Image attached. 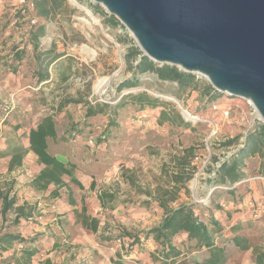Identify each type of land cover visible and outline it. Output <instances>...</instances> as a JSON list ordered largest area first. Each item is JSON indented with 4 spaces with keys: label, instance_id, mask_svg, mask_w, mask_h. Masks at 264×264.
I'll list each match as a JSON object with an SVG mask.
<instances>
[{
    "label": "rangeland",
    "instance_id": "374dc122",
    "mask_svg": "<svg viewBox=\"0 0 264 264\" xmlns=\"http://www.w3.org/2000/svg\"><path fill=\"white\" fill-rule=\"evenodd\" d=\"M32 1L28 0L26 6L21 3L13 7L19 8L20 12L16 11L20 13L21 22L12 26V39L3 40L6 27L0 29V152L6 150L9 140L28 145L30 129L44 117L53 116L58 136L50 140V152L75 162L79 166V175L75 176L81 183L79 186L69 177H64L72 190L71 195L67 187H61L58 195H54L57 189L54 185L45 191H37L31 183L43 165L36 158L27 156L25 163L13 172L8 168L10 158L0 160V192L5 194L8 191L9 198L15 196L19 205L24 204L26 212L31 215L24 222L34 224L36 229L43 228V231H38L43 235L41 240L44 239L39 243L42 252L36 257L38 263L124 264L119 261L122 259L130 264H157L155 258L160 247L155 241L156 248L149 255V246L144 248L143 254L134 251L142 248L141 244L146 246V240H141L138 247L132 249L131 238L116 239L111 243L106 241V236L115 237L125 232L141 234L158 226L165 212L149 194L157 196L158 193L164 195L166 191L178 190L176 201L169 199L172 194L165 196L168 207L194 203L199 205L196 212L203 218L210 214L207 208L213 213L221 212L223 230L217 235V243L221 246L228 243L227 264H257V256L264 257L263 193L257 191L256 197L249 198L254 211L252 218H248L247 210L242 215L234 213V206L225 215L223 211L229 202L222 203V200L229 199L225 193L235 186L209 185L221 163L242 149L246 136L262 123L255 108L248 101L225 94H220L219 100L212 103L201 91L181 94L175 84L161 82L156 74L150 72L140 77L139 86L120 90L122 83L133 76L127 53L131 47L139 46L132 34L125 27L108 26L110 14L91 0L76 1L92 12L99 24L87 26L82 19L91 20V17L69 0L71 8L67 14L33 22L32 14L36 13L32 11ZM91 3L100 6L108 16L96 13ZM24 9H27L26 15L22 13ZM41 26H45L46 31L35 49L32 34ZM84 45L95 51L96 56L83 53ZM19 55L24 59L19 60ZM37 56L45 62L42 67ZM140 58L132 59L134 65ZM197 77L208 82L206 78ZM103 78H109L108 85L102 92H96V84ZM138 92H147L172 102L191 128L159 125L155 119L156 111L152 108L149 114L144 115L131 106L119 114L118 128L107 125L102 117H98L100 128H89V121H83L89 104L115 106L123 96ZM227 110L230 112L228 116L224 114ZM185 111L193 117H187ZM84 128L83 133L77 132ZM99 137H107L102 147L95 143ZM233 139L238 141L224 146L225 142ZM187 149H192L189 158L195 170L190 180L176 183L174 174L180 173L182 178L184 174L177 170L175 158L184 156ZM100 151L102 155L98 154ZM97 154L102 162L94 175L89 176L92 172L88 165L93 163L88 164L86 160ZM261 163L259 155L246 161L244 172L247 177L238 184L241 192L251 195L250 183L264 182L260 179ZM237 192L240 193L238 189ZM102 193L112 195L115 200H107L104 206L99 201ZM72 199L75 204H72ZM212 201L222 209L216 210ZM112 206L115 209H111ZM84 207L87 214L102 223L100 233L95 236L90 230V235L86 236L89 232L78 221L76 210L82 213ZM2 208L0 197V230H17L13 228L15 211H9L4 219ZM242 210L241 207L239 211ZM239 225L249 226L234 231V227ZM233 236L247 238L255 250L236 248L229 243ZM35 237L40 238L39 235ZM182 240V237L174 240L184 253L178 264H196L206 257L203 252H190ZM51 249L54 251L52 254ZM0 264H4L2 259Z\"/></svg>",
    "mask_w": 264,
    "mask_h": 264
},
{
    "label": "trees",
    "instance_id": "16d2710c",
    "mask_svg": "<svg viewBox=\"0 0 264 264\" xmlns=\"http://www.w3.org/2000/svg\"><path fill=\"white\" fill-rule=\"evenodd\" d=\"M33 5L36 15L40 18L51 19L56 17L57 14H67L71 8L68 0H33ZM91 7L96 13L108 14L102 10L100 6H95L91 3ZM107 25L110 27H124L123 24L117 20L114 16L107 17ZM46 31L45 26L39 27L38 31L32 34L31 41L35 49L38 48L40 36L44 35ZM137 59V64L134 65L132 59ZM39 65L42 67L45 65L44 61H41L39 56ZM19 60L24 59V56H17ZM127 58L130 66L133 70V76L131 79L124 81L120 90L131 89L139 86L140 77L147 72L157 75L161 82H168L175 84L178 92L181 94L187 91H201L204 96L209 97V101L217 102L220 98V94L213 88L208 82H204L195 74L186 73L181 71L177 67L169 65L158 66L156 63L150 61L139 47H131L127 53ZM56 58H53L55 61ZM50 65V64H49ZM39 73V72H38ZM41 77L42 74L39 73ZM44 81V77L42 78ZM133 106L139 110H145L147 108L157 109L161 108L160 114L157 118L159 125L170 124L174 126H181L191 128L190 124L183 118L179 110L172 102L162 100L157 97L149 95L147 92L131 93L123 96L115 106H108L107 104L97 105L89 104L86 111L87 118H96L95 123H88L89 128L98 126L100 120L98 117H102V121L110 125L111 127L118 128V117L122 110L128 106ZM106 119V120H105ZM85 125L86 122H83ZM75 129V128H74ZM86 130L77 131L79 134ZM58 136L57 125L53 116L44 117L35 128H31L27 134L29 147H25L21 142L9 140L6 145L7 148L4 152H0V158L11 156L9 164V171L12 172L16 168L22 165L24 157L29 151H32L37 157L41 165L44 166L40 174L32 181V186L36 190H47L50 185H55L57 188L54 195H58V190L61 187H67L70 195L72 194L71 188L64 181V177H69L71 181L79 186L81 183L75 176L76 165L72 163H64L60 161L56 156L50 152L49 141L56 139ZM92 140V139H91ZM107 141V137H99L96 139V146H99ZM238 140H228L224 143V146H231ZM192 149H187L184 156H176L178 171L182 170L184 177L179 176L180 173L174 174V180L176 183H185L192 178L193 170L191 167V160L189 153ZM259 155L262 159L260 174L264 176V124L260 123L253 131L246 136V142L242 149L235 153L231 158L222 162L216 176L209 180L210 186L230 185L235 186L233 189L226 191V195L229 197L230 202L235 211H239L241 205L244 203V199L247 196L246 192H237L236 184L246 179L247 174L244 172L245 163L250 158ZM94 185V183L92 184ZM188 191V189H187ZM177 192L166 191L164 195L158 193L157 196L150 195L152 201H156L158 205L164 209L165 215L162 222L147 231L141 232V234H130L128 232L121 233L115 237L107 236V240H116L122 238H131V247L138 246L141 240H154L160 247L158 250V256L155 258L157 264H178V259L184 255L183 251L174 244V240L177 237H182L183 245L188 247L190 252H203L206 257L202 261L196 262V264H227L228 262V243L223 246L217 243V235L222 232L223 226L219 217L215 216L213 210L209 211V215L203 218L202 215L196 212V205L194 203H183L176 208L168 207V200L165 196H170L171 201H176ZM0 197L3 202L2 216L6 219L9 211H15L16 216L13 224L19 225L22 220H27L31 215L26 212L24 206H17V198L13 196L9 198V192L5 194L0 192ZM100 202L103 204L107 200L112 202L114 197L108 193H102L100 196ZM75 200L72 199V204H75ZM211 204L216 205L215 209L221 210L219 204H215L214 201ZM104 206L107 204H103ZM112 208V207H111ZM78 221L83 227L90 229L94 233L99 231L100 221L87 214V209L84 207L82 213L76 210ZM203 215H206L205 213ZM246 225H239L234 227V231L242 230ZM249 226V225H248ZM246 226V227H248ZM36 243L35 238L25 239L18 234L12 232L3 233L0 230V253L9 251L15 248V245H20L19 249H14V253L11 257L4 259V264H32V260L38 253V249L34 246ZM229 243L236 248L249 251L255 248L250 244L249 240L240 236H233ZM257 252V251H256ZM264 257L257 256V264H264ZM180 264V263H179Z\"/></svg>",
    "mask_w": 264,
    "mask_h": 264
},
{
    "label": "water",
    "instance_id": "95a60500",
    "mask_svg": "<svg viewBox=\"0 0 264 264\" xmlns=\"http://www.w3.org/2000/svg\"><path fill=\"white\" fill-rule=\"evenodd\" d=\"M91 1L123 24L150 61L252 102L264 124V0Z\"/></svg>",
    "mask_w": 264,
    "mask_h": 264
},
{
    "label": "crops",
    "instance_id": "0c3cea01",
    "mask_svg": "<svg viewBox=\"0 0 264 264\" xmlns=\"http://www.w3.org/2000/svg\"><path fill=\"white\" fill-rule=\"evenodd\" d=\"M21 1L22 0H0V29H3L4 27H6L5 28V30H4V33H3V40H6V39H12L11 37H12V35H11V28H12V26L13 25H15L17 22H21V18H20V11L18 10L19 8H13V7H15V6H19L20 4H21ZM24 7V6H23ZM16 10H18V11H16ZM26 11H27V9H24L23 10V14L24 15H26ZM29 11H31V10H29ZM33 12H35L34 10H32ZM33 12H29V13H33ZM31 15V14H30ZM32 21L33 22H36V21H38L39 19H41L40 17H38L36 14H32ZM23 20H25V19H23ZM131 106V105H130ZM129 107V106H128ZM127 107V108H128ZM131 107H133V106H131ZM126 108V109H127ZM134 108V107H133ZM151 108H147V109H145V110H141L140 112L142 113V114H149L152 110L153 111H156V112H154L155 113V119H157L158 118V116H159V114H160V111H161V108H157V109H152V110H150ZM121 115V114H120ZM96 119H97V117L96 118H87L86 117V114H85V116L83 117V121H86V120H88L89 122L88 123H90V124H92V123H95V121H96ZM99 127V126H98ZM105 127H107V125H105ZM100 128V127H99ZM0 137H1V134H0ZM49 143H50V141H49ZM103 144H106V143H103ZM103 144H101V145H99V146H97V147H102V145ZM25 147H29V143H28V145H25V144H23ZM103 153V152H102ZM102 153H101V151H100V153H98V154H101L102 155ZM98 154L96 155V156H94V157H90L88 160H86V163H88V164H91V163H93L92 165H88V168L89 169H91V171L90 172H92L89 176H93L94 175V171H96L95 169H96V167L102 162V158H100L99 156H98ZM54 156H56L60 161H62V162H64V163H72V164H75L76 165V163L75 162H71V161H69V159L67 158V157H65V156H63V155H60V154H57V153H54L53 154ZM27 156H30V157H33V158H36L37 160H38V157L32 152V151H29L28 153H27V155L24 157V159H23V163H22V165L25 163V158L27 157ZM5 158H10L9 160L11 161V156H8V157H4V158H0V160L1 159H5ZM9 164H10V162H9ZM21 165V166H22ZM21 166H19V167H21ZM18 167V168H19ZM8 168H9V165H8ZM43 168H44V166H43ZM42 171V170H41ZM13 172V171H12ZM79 173V166H76V168H75V175H79L78 174ZM40 174V173H39ZM32 184V183H31ZM32 186V185H31ZM51 186V185H50ZM49 186V187H50ZM55 186V185H54ZM34 188V187H33ZM244 188V187H243ZM250 188H252V190H253V192H252V194L250 195H247L246 197H245V199H244V203H243V205H241V207H242V211H234V213L236 212V214H238V215H242L244 212H245V210H247V212H246V214H247V216H248V218H252V214H253V210H252V207H251V203H249V198L250 197H252V196H254V197H256V192L258 191V192H260V193H263V196H261V199H263L264 200V182H259V183H253V182H251L250 183ZM35 189V188H34ZM236 189H238V191H242L241 189V185L239 186H236ZM36 190V189H35ZM37 191H40V190H37ZM41 191H43V190H41ZM45 191V190H44ZM100 201V200H99ZM225 202H228V199L227 200H225V198H223V200H222V203H225ZM227 204V203H226ZM24 204H22V205H19L18 203L16 204V207L17 206H23ZM111 209H115V207L114 206H112V208ZM226 209V210H225ZM224 209V214L225 215H227V213L229 212V210L231 211L232 209H233V205L229 202L227 205H226V208ZM221 212H215V216L216 217H220V221L222 222V214H220ZM221 215V216H220ZM98 219V218H97ZM99 220V219H98ZM100 221V220H99ZM102 223L100 222V225H101ZM100 225H99V231H100ZM33 226H35L34 224H32V223H29V222H24V220H22L21 221V223L19 224V225H15V226H13V228L14 229H17V230H12V228L11 229H9V230H4V231H2L3 233H5V232H12V233H14V234H18V235H20L22 238H25V239H29V238H35L36 239V243H35V247L38 249V253L35 255V257L33 258V260H32V264H39L38 262L39 261H37V256H39L40 255V253L42 252L41 251V244H39V243H41V242H43L44 241V239L43 240H41L42 239V236L43 235H40V234H38V231H43V228H41V227H39L38 229H36L35 227H33ZM85 228V227H84ZM152 228V227H151ZM150 228V229H151ZM85 230H87L88 232H89V230L90 229H87V228H85ZM91 231V230H90ZM97 232V233H94L93 231H91V233H92V235H97V234H99L100 232ZM37 235H39V237L40 238H36L35 236H37ZM90 235V232H89V234L87 233L86 234V236H89ZM91 235V236H92ZM107 237V236H106ZM87 240H90V238L88 239V238H86ZM81 241H83V240H81ZM106 241H110L111 243H113L115 240H107L106 239ZM55 242H54V240L52 241V244H54ZM154 240H152V239H150V240H146V246L144 245V244H141V247L142 248H140V249H138V250H134V251H136L137 253L138 252H140V253H142L143 251H144V248H146L147 246H149V255H150V253H151V251H153V249H155L156 247L154 246ZM21 246L20 245H15V248L16 249H19ZM135 247H138V246H135ZM135 247L133 248V249H135ZM14 248V249H15ZM14 249H11V250H9V251H5V252H3L2 254L0 253V259H2L3 261H4V259H6V258H9V257H11L12 255H13V253H14ZM53 249V248H52ZM51 249V254L54 252L53 250ZM143 254V253H142ZM47 257H49V255L47 256ZM131 257V256H130ZM121 263H124V264H130L131 262H128V261H124V260H119Z\"/></svg>",
    "mask_w": 264,
    "mask_h": 264
},
{
    "label": "bare ground",
    "instance_id": "6f19581e",
    "mask_svg": "<svg viewBox=\"0 0 264 264\" xmlns=\"http://www.w3.org/2000/svg\"><path fill=\"white\" fill-rule=\"evenodd\" d=\"M71 3L74 4V5H76V6H78L79 8H81L83 10H86L87 14L91 17V20L82 19L87 26L91 27V25L93 23L94 24H99V20L92 14V12L90 10L86 9L84 6H82L81 4H79L76 0H71ZM82 52L83 53H86V54L90 53V54L93 55V57H95L96 54H97L95 51H93L90 47H88L86 45H84L82 47ZM108 82H109V78L100 79L97 82V84H96V90H97L96 92H102L103 90H105L106 89V86L108 85ZM170 99H172V98H170ZM172 100H174V99H172ZM250 103L252 104V102H250ZM185 115L187 117H189V118H192L193 117V116L191 117V115H190V113L188 111H185ZM193 119H196V118H193Z\"/></svg>",
    "mask_w": 264,
    "mask_h": 264
},
{
    "label": "built area",
    "instance_id": "2783aa9c",
    "mask_svg": "<svg viewBox=\"0 0 264 264\" xmlns=\"http://www.w3.org/2000/svg\"><path fill=\"white\" fill-rule=\"evenodd\" d=\"M21 3H22L24 6H26V5L28 4V0H22ZM32 7H33V5H32ZM248 102H249V101H248ZM249 103H250V102H249ZM250 104H251V103H250ZM251 105H252V104H251ZM252 106H253V105H252ZM253 107H254V106H253ZM229 113H230L229 110H227L224 114H225L226 116H228ZM260 179H261V180H264V176H261ZM244 181H245V180H243V181H241V182H239V183H243ZM239 183H238V184H239ZM238 184H236V185H238Z\"/></svg>",
    "mask_w": 264,
    "mask_h": 264
}]
</instances>
